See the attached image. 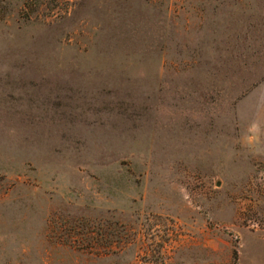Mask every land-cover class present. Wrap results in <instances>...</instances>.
<instances>
[{
    "label": "rangeland",
    "instance_id": "rangeland-1",
    "mask_svg": "<svg viewBox=\"0 0 264 264\" xmlns=\"http://www.w3.org/2000/svg\"><path fill=\"white\" fill-rule=\"evenodd\" d=\"M0 264H264V0H0Z\"/></svg>",
    "mask_w": 264,
    "mask_h": 264
}]
</instances>
